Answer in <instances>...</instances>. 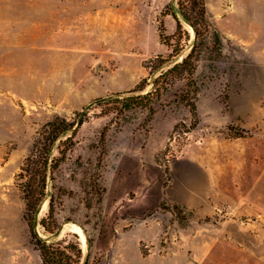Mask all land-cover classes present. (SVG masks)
<instances>
[{"label": "rangeland", "instance_id": "obj_1", "mask_svg": "<svg viewBox=\"0 0 264 264\" xmlns=\"http://www.w3.org/2000/svg\"><path fill=\"white\" fill-rule=\"evenodd\" d=\"M172 1L0 0V264H43L17 174L43 124L85 106L37 216L43 238L78 241L80 264H264V0H205L197 125L184 81L153 115L112 99L173 53L159 29L177 30L161 14ZM52 194L55 233L40 223Z\"/></svg>", "mask_w": 264, "mask_h": 264}, {"label": "trees", "instance_id": "obj_2", "mask_svg": "<svg viewBox=\"0 0 264 264\" xmlns=\"http://www.w3.org/2000/svg\"><path fill=\"white\" fill-rule=\"evenodd\" d=\"M161 14L162 16L172 15L177 20V30L174 34L165 32L163 20L159 27L160 39L173 47V53L168 58H157L153 66L154 72H160L153 78V82L147 83V79H143L132 89L119 92L112 99L120 103L122 109L143 107L148 108L149 113L153 115L155 99L162 97L177 82L184 81L186 89L178 95V99L190 107L194 118L193 125H197L199 120L196 97L199 86L195 79L196 61L200 56L201 46L205 43L212 27L207 15L206 3L205 0H176L168 4ZM185 22L192 26L195 37L188 52H185L187 47L183 44V39L187 34V40H189L191 33L185 30ZM215 33V43L220 50L221 37L217 31ZM148 84H152V89L146 91ZM88 117L89 106H85L75 111L71 117L56 115L43 124L34 139L30 153L26 156L17 174L25 200V219L43 264H80L83 257L82 247L78 241L62 244L43 238L37 230V216L42 203L49 196L50 181L55 179V173L67 159L69 151L75 144L74 137ZM55 151H58V154H55ZM174 209L181 219L186 218L180 204L175 203ZM40 223L49 233H55L59 228L55 217L53 194L49 198V215Z\"/></svg>", "mask_w": 264, "mask_h": 264}, {"label": "bare ground", "instance_id": "obj_3", "mask_svg": "<svg viewBox=\"0 0 264 264\" xmlns=\"http://www.w3.org/2000/svg\"><path fill=\"white\" fill-rule=\"evenodd\" d=\"M79 233L81 234V239H82L83 241H85V235H84V233L82 232L81 229L79 230Z\"/></svg>", "mask_w": 264, "mask_h": 264}, {"label": "water", "instance_id": "obj_4", "mask_svg": "<svg viewBox=\"0 0 264 264\" xmlns=\"http://www.w3.org/2000/svg\"><path fill=\"white\" fill-rule=\"evenodd\" d=\"M151 81H153V79H151Z\"/></svg>", "mask_w": 264, "mask_h": 264}]
</instances>
